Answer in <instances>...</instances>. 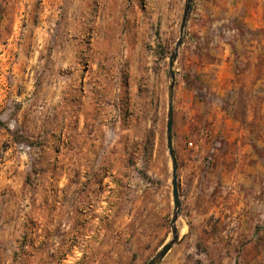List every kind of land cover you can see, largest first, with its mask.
Listing matches in <instances>:
<instances>
[{
  "label": "rangeland",
  "instance_id": "1",
  "mask_svg": "<svg viewBox=\"0 0 264 264\" xmlns=\"http://www.w3.org/2000/svg\"><path fill=\"white\" fill-rule=\"evenodd\" d=\"M184 9L0 0V264H146L172 239ZM172 68L157 264H264V0H192Z\"/></svg>",
  "mask_w": 264,
  "mask_h": 264
},
{
  "label": "water",
  "instance_id": "2",
  "mask_svg": "<svg viewBox=\"0 0 264 264\" xmlns=\"http://www.w3.org/2000/svg\"><path fill=\"white\" fill-rule=\"evenodd\" d=\"M192 9V0H185V9L184 14L181 20L180 25V36L177 40L176 46L174 48L173 53L170 56L169 60V73L172 78V82L168 87V104H167V114H166V122H165V135H166V147L171 160V193L172 200L174 205V212L171 218L172 223V239L167 243L163 244L158 252L146 263V264H157L171 249V247L178 241L177 227L176 221L181 211L180 199H179V190H178V177H177V162L174 154L173 148V140H172V125H173V63L176 59V55L178 53V48L182 43L184 29L186 25L187 18Z\"/></svg>",
  "mask_w": 264,
  "mask_h": 264
},
{
  "label": "trees",
  "instance_id": "3",
  "mask_svg": "<svg viewBox=\"0 0 264 264\" xmlns=\"http://www.w3.org/2000/svg\"><path fill=\"white\" fill-rule=\"evenodd\" d=\"M0 123H1V121H0Z\"/></svg>",
  "mask_w": 264,
  "mask_h": 264
}]
</instances>
